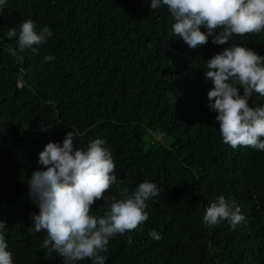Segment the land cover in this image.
<instances>
[{
  "label": "trees",
  "instance_id": "trees-1",
  "mask_svg": "<svg viewBox=\"0 0 264 264\" xmlns=\"http://www.w3.org/2000/svg\"><path fill=\"white\" fill-rule=\"evenodd\" d=\"M150 3L7 0L0 10V220L7 225L0 234L14 264H65L41 247L46 232L33 230L39 209L27 182L43 170L45 145L62 144L68 131L75 148L105 140L117 176L106 197L131 195L144 181L159 189L146 201L149 219L110 240L105 264H264V151L223 142L204 74L206 62L232 44L264 56V31L233 34L223 45L209 36L190 48L173 33L167 6ZM27 19L53 35L20 50ZM249 104L264 106V96L253 93ZM220 196L246 218L235 229L203 223ZM107 210L103 200L92 206L97 216ZM152 229L162 239L151 238Z\"/></svg>",
  "mask_w": 264,
  "mask_h": 264
},
{
  "label": "clouds",
  "instance_id": "clouds-1",
  "mask_svg": "<svg viewBox=\"0 0 264 264\" xmlns=\"http://www.w3.org/2000/svg\"><path fill=\"white\" fill-rule=\"evenodd\" d=\"M7 0H0V10ZM166 5L174 20L172 31L190 48L212 43H229L233 34L244 36L264 31V0H151V9ZM219 29V31H217ZM206 30V31H205ZM53 35L50 28L36 30L31 19L22 22L18 37L20 50L43 44ZM9 39L17 36L10 28ZM54 57H45L46 61ZM205 78L213 87L208 91V107L218 113L222 140L233 149L240 146L264 151V106H251L253 93L264 96V56L254 50L232 44L206 62ZM243 88V95L240 88ZM105 140H92L87 149L74 147V136L66 133L62 144L49 142L39 153L43 170L32 173L27 185L39 209L33 213V230L46 232L41 247L64 258L65 264L89 259L105 264L102 253L110 240L126 231L136 230L149 219L146 201L159 195L157 185L144 181L131 195L106 197L117 182L116 165ZM103 200L107 211L92 214V206ZM246 218L233 200L220 196L206 207L203 223L216 225L228 221L232 228ZM0 220V230L6 228ZM156 241L161 235L152 229ZM132 241L129 240V243ZM0 264H14L4 235L0 234Z\"/></svg>",
  "mask_w": 264,
  "mask_h": 264
},
{
  "label": "water",
  "instance_id": "water-1",
  "mask_svg": "<svg viewBox=\"0 0 264 264\" xmlns=\"http://www.w3.org/2000/svg\"><path fill=\"white\" fill-rule=\"evenodd\" d=\"M12 50H13L15 56H16L17 65H18L20 63V61H21L20 54H19V52L15 48H12Z\"/></svg>",
  "mask_w": 264,
  "mask_h": 264
}]
</instances>
